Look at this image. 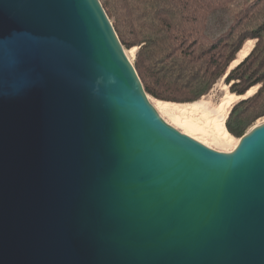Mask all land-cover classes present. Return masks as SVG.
Segmentation results:
<instances>
[{
	"label": "water",
	"instance_id": "1",
	"mask_svg": "<svg viewBox=\"0 0 264 264\" xmlns=\"http://www.w3.org/2000/svg\"><path fill=\"white\" fill-rule=\"evenodd\" d=\"M0 264H264V122L204 146L99 0H0Z\"/></svg>",
	"mask_w": 264,
	"mask_h": 264
},
{
	"label": "trees",
	"instance_id": "2",
	"mask_svg": "<svg viewBox=\"0 0 264 264\" xmlns=\"http://www.w3.org/2000/svg\"><path fill=\"white\" fill-rule=\"evenodd\" d=\"M125 50L136 49L133 66L145 93L162 102L192 103L223 79L243 97L224 126L240 139L264 117V0H245L228 27L206 34L208 17L236 0H99ZM247 41L249 54L230 69Z\"/></svg>",
	"mask_w": 264,
	"mask_h": 264
},
{
	"label": "rangeland",
	"instance_id": "3",
	"mask_svg": "<svg viewBox=\"0 0 264 264\" xmlns=\"http://www.w3.org/2000/svg\"><path fill=\"white\" fill-rule=\"evenodd\" d=\"M244 2L245 0H236L235 2L230 4L227 8L213 12L206 21L205 32L207 36L213 38L216 37L223 30H225L228 27V25L231 23L235 12L242 7ZM130 50L132 49L125 50V53ZM135 59H136V51L132 55V57H130V62H132L133 64L135 62ZM252 89H254L253 90L254 91L253 94H254L257 91V87ZM246 97L249 96H245V98ZM148 99L149 101L157 100L150 96H148ZM240 100H243L242 97L239 100L235 98H229L228 87L224 84L223 79H220L213 86V88L209 91L207 95L197 100L200 101L198 104L186 105L191 103H174L175 105H170V109L168 110L167 114H162V115L159 114V116L167 124L171 125L176 130L189 136L190 138L200 142L204 146H207L216 151L228 153L234 149L238 139L231 135L229 139H223L221 137H217L214 131L216 116L213 114V111L216 110L221 103L227 101L228 106H230L227 107V109L229 108L228 109V113H229L231 108ZM166 103H172V102H166ZM263 119L264 117L260 118L257 121H261Z\"/></svg>",
	"mask_w": 264,
	"mask_h": 264
},
{
	"label": "bare ground",
	"instance_id": "4",
	"mask_svg": "<svg viewBox=\"0 0 264 264\" xmlns=\"http://www.w3.org/2000/svg\"><path fill=\"white\" fill-rule=\"evenodd\" d=\"M253 45H254V41H247L242 50L238 53V57L237 59L232 63L231 65V68H233L234 66H236L250 51L251 49L253 48ZM136 49L133 48L132 50L126 52V55L128 57V59L130 60V57H132V55L135 53ZM254 89H251L249 90L245 96H250L251 94H253V91ZM228 96L229 98H235L237 100H239L241 97H237L235 95H232L228 92ZM245 96L242 97L245 98ZM152 106L154 107V109L156 110V112L158 114H167L168 113V110L170 109V105H175L174 103H166V102H162V101H158V100H150ZM200 101H197V102H194V103H191V104H186V105H196L198 104ZM227 107H230L228 106V103L227 101L226 102H223L221 103L218 108L216 110L213 111V114L216 116V121H215V128H214V131L217 135V137H221L223 139H229L231 136L229 135V133L227 132L225 126H224V122H225V119H226V116L228 114V109ZM264 122V119L261 120V121H257L255 125H259L261 123ZM239 139L237 140V143H238ZM236 143V145H237ZM235 145V147H236ZM234 147V148H235Z\"/></svg>",
	"mask_w": 264,
	"mask_h": 264
}]
</instances>
